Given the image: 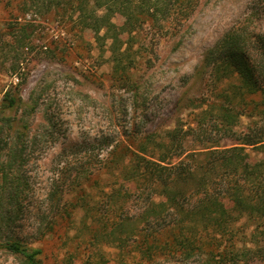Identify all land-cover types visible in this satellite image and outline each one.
Listing matches in <instances>:
<instances>
[{"label":"trees","instance_id":"trees-1","mask_svg":"<svg viewBox=\"0 0 264 264\" xmlns=\"http://www.w3.org/2000/svg\"><path fill=\"white\" fill-rule=\"evenodd\" d=\"M202 2L31 0L28 5L20 4V12L26 15L33 9L45 14L61 11L65 16L71 11L69 20L61 18L68 32L78 27L89 32L96 42L112 40L114 70L120 87H124L130 81L135 61L130 53L133 33L150 23H159L176 6L184 18H189ZM11 3L0 0V14ZM117 16L123 20L120 25L113 20ZM15 18L6 24L0 20V68L18 79L16 84L11 82L0 102V149L9 145L3 142L4 131L16 133L18 123L12 113L34 112L37 106H29L23 100L21 90L25 80L18 76L34 51L36 39L41 37L39 25L33 19L21 22L19 16ZM72 21L77 24L69 26ZM125 34L128 40L123 38ZM252 39L238 30H230L206 52L203 61L202 71L208 72L211 83L221 88L217 104L213 102L210 109L202 111V116L216 111V126L223 137H235V145L214 142L208 146L207 137L200 140V147L189 149L192 135L203 127L200 120L196 126L189 122L187 129L178 120L159 139L144 133L127 135L126 140H109L105 146L106 159L97 155L96 162H87L86 167L74 174L69 187L75 202H63L66 186L61 184L62 177L55 182L48 201L57 219L50 223L43 220L33 243L56 236L57 226L71 223L73 211L82 208L91 239L105 233L119 250L118 264H162L169 259L175 264L264 262V52L258 60L253 57L247 47ZM49 43L48 51L55 54L58 43ZM239 107L241 111L236 110ZM242 117H247L250 124L237 135L235 128ZM22 137L19 132L10 136V144L16 148L9 147L11 158L4 178L12 165L23 159L24 147L14 142ZM3 164L0 167L6 166ZM96 187L117 207L115 210L111 207L106 220L98 218L101 202L91 193ZM133 199L138 206L134 211L129 203ZM119 209L121 213L116 218ZM243 226L247 229L252 226V232ZM0 246L20 256L22 264H47L44 249L32 243L11 239ZM57 258L50 264H71V257ZM106 261L102 255L96 264Z\"/></svg>","mask_w":264,"mask_h":264},{"label":"rangeland","instance_id":"rangeland-1","mask_svg":"<svg viewBox=\"0 0 264 264\" xmlns=\"http://www.w3.org/2000/svg\"><path fill=\"white\" fill-rule=\"evenodd\" d=\"M11 2L1 9L0 20L6 24L16 16L21 22L33 19L41 37L36 39L34 51L18 76L25 80L23 100L37 106L34 112L12 113L17 118L16 133L23 135L21 141L14 142H19L25 151L23 159L11 166L7 178L4 174L11 158L10 136L16 133L5 130L2 136L9 145L0 149V164L6 165L0 167V244L17 239L42 247L47 264L56 257H71V264H96L102 255L107 260L103 264H118L119 250L105 233L91 239L82 208L73 211L71 223L57 226L56 236L33 243L43 220L50 223L57 219L48 194L62 177L61 184L67 191L63 202H75L69 187L74 174L87 162H96L97 155L106 159L107 141L144 133L159 139L178 120L185 129L189 122H193L192 126L199 120L203 124L201 131L192 135L189 149L200 147V140L207 137L208 146L214 142L235 145V137H223L216 126V111L202 116L203 110L210 109L213 102L217 104L221 88L211 83L208 72L202 71L203 61L206 52L230 30L252 36L247 47L254 58L260 59L264 52V0H203L189 18H184L176 6L159 23L134 32L130 53L135 61L130 81L124 87H120L114 70L112 40L96 42L89 32L78 27L68 32L61 18L69 20L71 11L62 16L61 11L45 14L33 9L23 15L20 4L28 5L31 0ZM73 16L75 20L77 15ZM113 20L118 25L123 23L118 16ZM72 22L69 26L77 24ZM123 38L128 40L126 34ZM49 41L58 43L55 54L48 51ZM2 68L0 102L11 82H18L17 76ZM249 124V119L242 117L235 128L237 135ZM91 193L101 202L98 218L106 220L117 207L99 187ZM129 203L132 211L138 209L135 199ZM120 213L119 209L116 218ZM243 229L251 233L253 227ZM0 264H22V258L0 246ZM162 264L175 263L169 259Z\"/></svg>","mask_w":264,"mask_h":264}]
</instances>
